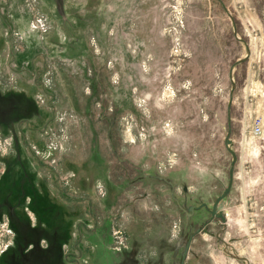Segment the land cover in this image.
Returning <instances> with one entry per match:
<instances>
[{
    "label": "rangeland",
    "instance_id": "obj_1",
    "mask_svg": "<svg viewBox=\"0 0 264 264\" xmlns=\"http://www.w3.org/2000/svg\"><path fill=\"white\" fill-rule=\"evenodd\" d=\"M0 264H264V0H0Z\"/></svg>",
    "mask_w": 264,
    "mask_h": 264
},
{
    "label": "built area",
    "instance_id": "obj_2",
    "mask_svg": "<svg viewBox=\"0 0 264 264\" xmlns=\"http://www.w3.org/2000/svg\"><path fill=\"white\" fill-rule=\"evenodd\" d=\"M262 119H255V121L253 122L252 126H251V132L255 135V136H260L262 134Z\"/></svg>",
    "mask_w": 264,
    "mask_h": 264
}]
</instances>
